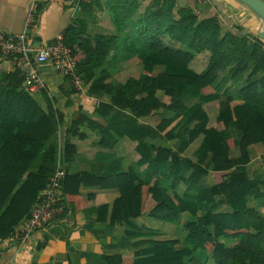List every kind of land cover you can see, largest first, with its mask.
Instances as JSON below:
<instances>
[{
  "label": "trees",
  "instance_id": "obj_1",
  "mask_svg": "<svg viewBox=\"0 0 264 264\" xmlns=\"http://www.w3.org/2000/svg\"><path fill=\"white\" fill-rule=\"evenodd\" d=\"M93 1L99 0H77L80 13L89 15L88 3ZM177 1L182 3L154 0L140 24L133 21L134 11L128 8L127 18L130 24L133 21L128 25L129 34L135 36L124 47L138 56L147 74L124 84L107 82L109 76L103 71L95 73L112 47H119L114 38H83L85 24L79 21H73L62 32L78 74L90 82L87 94L107 99L108 103L93 118L80 114L71 121L63 132L61 162L74 156L79 145L89 144L80 127L99 132V147L116 150L120 138L96 120L106 117L112 108L134 118L166 110L184 120L180 133L174 137L181 144L176 150L149 141L138 142L137 171L147 169V179L143 180L132 168L107 177L65 173L63 200L67 204L68 195H76L81 185L119 194L110 207L98 206V219L105 222L110 209L109 226L124 228V234L133 239L131 248L136 252L132 259H123L119 250H114L103 256L106 264H264V218L247 203L249 197L264 199V192L260 191L264 182L249 171L252 163L247 150L254 146L259 152L264 176V41L256 36L249 40L240 33L222 35L213 10L200 18L198 6L202 0H183L185 7H178ZM161 36L196 53L209 52L204 71L193 72L189 68L192 55L167 46ZM8 67L9 60L0 61L1 240L29 217L53 173L59 156V129L64 120L50 100L43 109L25 93L20 70L5 72L3 69ZM243 78V86L232 95L226 85ZM187 95L197 100L190 108L184 104ZM235 99L241 101L239 106H232ZM169 125L168 120H163L155 129L149 128L153 130L149 131L151 137L173 139L166 131ZM162 132L164 136L160 135ZM201 135L204 142L197 160L182 157L183 145ZM233 148L237 151L235 158L231 156ZM207 159L210 171L205 168ZM180 186L185 187L182 193ZM144 189L154 203L148 212L151 219L174 223L182 214L193 218L184 221L181 235L164 238L134 225L142 214ZM218 204L228 206L231 212L214 213ZM222 238L240 240L236 247H227ZM195 251L201 252L200 258Z\"/></svg>",
  "mask_w": 264,
  "mask_h": 264
},
{
  "label": "crops",
  "instance_id": "obj_2",
  "mask_svg": "<svg viewBox=\"0 0 264 264\" xmlns=\"http://www.w3.org/2000/svg\"><path fill=\"white\" fill-rule=\"evenodd\" d=\"M153 1L99 0L98 3L93 1L88 3L91 7L90 14L85 15L80 13L77 0H0V32L6 35L20 33L31 8L34 10V16L29 27V33L34 45L50 43L57 35L62 34L73 21L82 22L85 24L83 38L93 41L95 37L103 36L114 38L118 43L119 47L117 49L112 47L105 62L95 68V73L98 74L103 71L109 76L107 82L120 85L128 79H137L141 75L147 74L138 56L127 52L124 47V43L134 39L135 36L129 34L130 20L126 13L128 8L132 9L134 11L133 21L136 20L137 24H140V20L144 19L142 15ZM181 1L180 5L177 1V6L185 7V1ZM262 1L264 2V0ZM210 10H213L218 18L222 35L227 32L230 34L240 33L249 40H253L255 36L258 37L259 21L238 3L232 0H202L198 6L200 18L204 17ZM118 27H120V31ZM160 38L167 46L192 55L193 61L189 68L193 72L199 74L204 71L210 58L209 52L196 53L172 41L167 36ZM229 69L230 67L226 69L223 77ZM3 70L8 72L13 71L14 68L9 62V67ZM38 72L45 83L47 92L41 90L31 97L43 109L47 105V100H50L53 107L64 115L63 124L59 129L61 139L64 137L63 132L69 127L72 120L80 114L93 118L108 103L107 99L90 97L87 94V88L90 84V82H86L87 78L85 81L80 76L83 89L77 91L71 86L67 78L55 73L48 63L40 65ZM243 84L244 78L238 82L229 81L226 88L235 96ZM187 96L188 98L184 99V104L190 108L196 104L197 100L190 95ZM138 98L140 96H137ZM240 103L241 101L235 99L232 106H239ZM212 112L215 115L216 112ZM96 120L101 126L107 128L113 136L120 138L118 147L115 151L99 147V132L89 130L87 127H80L81 133L85 135L89 144L79 145L74 156L61 162L66 174L87 173L97 177H107L126 172L131 168L137 171L136 163L139 155L136 152V146L140 140L144 143L149 141L148 143L154 145L167 146L174 150L181 146L174 137L180 133L184 120L166 110L155 111L147 117L134 118L125 111L121 112L117 108H112L106 117H100ZM163 120L170 122L166 131H170L173 139L160 140V138L151 137L149 131L155 129ZM164 133L162 132L160 135L164 136ZM72 139L77 140V138ZM203 142L204 136L201 135L192 143L183 145L181 156L192 161L197 160ZM247 150L252 163L248 166L250 167L249 171L253 176L261 177L264 182L259 152L255 150L254 146L248 147ZM231 156L237 157L236 149H231ZM206 163L205 168L210 171L208 159ZM137 174L143 180L149 177L147 169L138 170ZM184 191L185 187L180 186V193ZM260 191L264 192V184L261 185ZM118 196L119 194L115 190H103L99 187L81 185L76 195H68L67 204L64 200L65 209L63 213L45 230L35 231L23 245L15 243L8 237L2 239L0 241V256L10 261L11 264H106L103 261V256L112 253L114 250H119L123 259H132L136 252L131 248L133 239L124 234V228L109 226L110 209L107 210L105 222L98 219V206L107 205L110 207ZM247 203L249 208L254 210L260 218H264L263 198L249 197ZM153 206V201L144 189L142 191V214L133 222L134 225L139 228L143 227L146 229L145 231L151 233L162 234L164 238H174L175 232L171 235L172 237H168V233L160 230L161 221L153 220L148 216V212ZM206 209L203 210L206 211ZM214 210V213L218 214L231 212L229 207L224 204H218ZM188 219L192 220L193 218H189L187 214H182L177 225L181 227L184 221ZM21 222L14 229L18 228ZM222 239L221 242L227 247H236L240 240L233 238L225 239L223 242ZM261 248L264 249V244L261 245Z\"/></svg>",
  "mask_w": 264,
  "mask_h": 264
},
{
  "label": "built area",
  "instance_id": "obj_3",
  "mask_svg": "<svg viewBox=\"0 0 264 264\" xmlns=\"http://www.w3.org/2000/svg\"><path fill=\"white\" fill-rule=\"evenodd\" d=\"M33 16L34 10L31 8L20 33L6 35L0 32V61L9 60L14 69L20 70L24 79L23 91L30 96H35L41 90L47 92L38 72V67L47 63L55 73L67 78L75 90L81 91L82 79L78 74L71 50L64 44L63 34L57 35L50 43L34 45L29 33ZM60 149H62L61 141H59V156L55 169L44 189L39 193L29 217L8 236L19 245H23L35 231L45 230L65 209L62 187L65 171L61 164ZM0 264H11V262L0 256Z\"/></svg>",
  "mask_w": 264,
  "mask_h": 264
},
{
  "label": "water",
  "instance_id": "obj_4",
  "mask_svg": "<svg viewBox=\"0 0 264 264\" xmlns=\"http://www.w3.org/2000/svg\"><path fill=\"white\" fill-rule=\"evenodd\" d=\"M244 7L249 13H251L259 21V30L257 36L264 41V2L262 0H232ZM61 148L65 143V137L61 139Z\"/></svg>",
  "mask_w": 264,
  "mask_h": 264
},
{
  "label": "rangeland",
  "instance_id": "obj_5",
  "mask_svg": "<svg viewBox=\"0 0 264 264\" xmlns=\"http://www.w3.org/2000/svg\"><path fill=\"white\" fill-rule=\"evenodd\" d=\"M162 226H161V231L164 233H168V237H172L171 235L173 234V232H175L176 235H181V233L183 232L182 226L179 227L177 225L178 222H174V223H165L161 222ZM225 239H222V241L224 242ZM200 251H195V256H197L198 258H200ZM203 260V259H202ZM211 263V261L209 262Z\"/></svg>",
  "mask_w": 264,
  "mask_h": 264
}]
</instances>
